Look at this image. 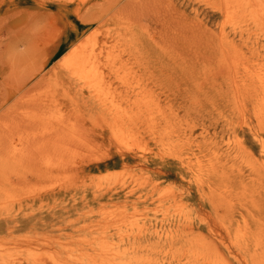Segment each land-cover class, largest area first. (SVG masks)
I'll return each mask as SVG.
<instances>
[{"label":"rangeland","instance_id":"374dc122","mask_svg":"<svg viewBox=\"0 0 264 264\" xmlns=\"http://www.w3.org/2000/svg\"><path fill=\"white\" fill-rule=\"evenodd\" d=\"M263 74L264 0H0V264H264Z\"/></svg>","mask_w":264,"mask_h":264},{"label":"bare ground","instance_id":"6f19581e","mask_svg":"<svg viewBox=\"0 0 264 264\" xmlns=\"http://www.w3.org/2000/svg\"><path fill=\"white\" fill-rule=\"evenodd\" d=\"M88 40V39H87ZM102 54L100 52H84V51H74L71 54L70 59L73 60L75 65H79L82 64L84 62H91V61H95L97 60L99 57H101ZM67 76V75H65ZM260 78H264V74L263 77ZM264 79H262L261 81H263ZM70 79L68 78L67 82H69ZM238 90H240L238 88ZM239 93V92H237ZM259 136V135H258ZM257 136V137H258ZM264 157V156H263ZM8 158L6 155H4L2 153V150L0 151V193L3 192L9 185L10 182V178L8 175ZM261 169L264 166V158H261L258 161ZM117 163H113L109 166H116ZM105 167H108V165H105ZM88 168L89 171L95 170V169H99L100 166H85L83 169ZM134 194V192H133ZM132 192H129L128 194L124 195V200H129L131 198ZM104 194H101L100 196L94 198L95 201H99L100 199L104 198ZM116 196L119 197V194H117ZM130 202V201H129ZM139 205L140 202L136 201L133 202L132 205ZM30 225V220L26 219V218H17V217H0V255L4 256L1 253L7 252V244L10 242L14 241V237L13 235L15 233H18L24 229H26L27 227H29ZM134 243H143V242H134Z\"/></svg>","mask_w":264,"mask_h":264}]
</instances>
